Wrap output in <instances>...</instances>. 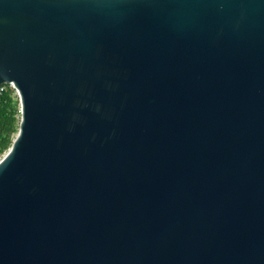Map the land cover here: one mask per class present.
Segmentation results:
<instances>
[{
	"label": "water",
	"instance_id": "95a60500",
	"mask_svg": "<svg viewBox=\"0 0 264 264\" xmlns=\"http://www.w3.org/2000/svg\"><path fill=\"white\" fill-rule=\"evenodd\" d=\"M0 264H264V0H0Z\"/></svg>",
	"mask_w": 264,
	"mask_h": 264
},
{
	"label": "trees",
	"instance_id": "16d2710c",
	"mask_svg": "<svg viewBox=\"0 0 264 264\" xmlns=\"http://www.w3.org/2000/svg\"><path fill=\"white\" fill-rule=\"evenodd\" d=\"M20 122V105L9 95L0 102V155L11 146Z\"/></svg>",
	"mask_w": 264,
	"mask_h": 264
},
{
	"label": "built area",
	"instance_id": "2783aa9c",
	"mask_svg": "<svg viewBox=\"0 0 264 264\" xmlns=\"http://www.w3.org/2000/svg\"><path fill=\"white\" fill-rule=\"evenodd\" d=\"M5 95L11 96L16 101H19L20 105V94L17 90V86L12 82H4L0 84V102Z\"/></svg>",
	"mask_w": 264,
	"mask_h": 264
},
{
	"label": "rangeland",
	"instance_id": "374dc122",
	"mask_svg": "<svg viewBox=\"0 0 264 264\" xmlns=\"http://www.w3.org/2000/svg\"><path fill=\"white\" fill-rule=\"evenodd\" d=\"M15 135H16V133H15ZM14 138H15V136H14ZM4 153H5V152H4ZM4 153H3V154H4ZM3 154H2V155H0V158L3 156Z\"/></svg>",
	"mask_w": 264,
	"mask_h": 264
}]
</instances>
